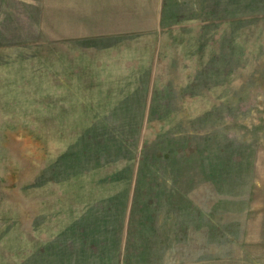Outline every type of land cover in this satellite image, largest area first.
<instances>
[{
	"label": "rangeland",
	"instance_id": "1",
	"mask_svg": "<svg viewBox=\"0 0 264 264\" xmlns=\"http://www.w3.org/2000/svg\"><path fill=\"white\" fill-rule=\"evenodd\" d=\"M0 264H264V0H0Z\"/></svg>",
	"mask_w": 264,
	"mask_h": 264
}]
</instances>
